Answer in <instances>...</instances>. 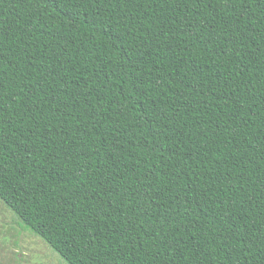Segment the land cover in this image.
I'll return each mask as SVG.
<instances>
[{
    "label": "trees",
    "instance_id": "trees-1",
    "mask_svg": "<svg viewBox=\"0 0 264 264\" xmlns=\"http://www.w3.org/2000/svg\"><path fill=\"white\" fill-rule=\"evenodd\" d=\"M0 200L67 264H264V0H0Z\"/></svg>",
    "mask_w": 264,
    "mask_h": 264
},
{
    "label": "rangeland",
    "instance_id": "rangeland-1",
    "mask_svg": "<svg viewBox=\"0 0 264 264\" xmlns=\"http://www.w3.org/2000/svg\"><path fill=\"white\" fill-rule=\"evenodd\" d=\"M0 264H67L0 200Z\"/></svg>",
    "mask_w": 264,
    "mask_h": 264
}]
</instances>
